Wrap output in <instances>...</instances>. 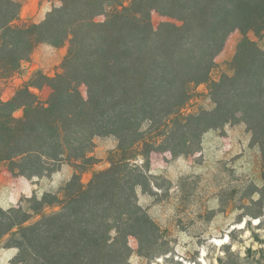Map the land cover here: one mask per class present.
Returning a JSON list of instances; mask_svg holds the SVG:
<instances>
[{
	"label": "trees",
	"instance_id": "16d2710c",
	"mask_svg": "<svg viewBox=\"0 0 264 264\" xmlns=\"http://www.w3.org/2000/svg\"><path fill=\"white\" fill-rule=\"evenodd\" d=\"M26 1L0 0V84L39 44H68V53L55 76L37 72L10 99L0 94V166L30 181L65 163L75 172L56 191L0 207V241L19 250L18 264H131V237L149 258L160 229L137 189H152L153 153H195L204 133L241 122L264 154V50L243 43L233 74L211 81L231 32H264V0H56L40 23L21 20ZM153 13L176 22L156 29ZM202 84L214 108L185 113ZM44 87L52 90L47 99L37 92ZM98 136L114 137L117 148L85 185ZM249 200L261 209L239 222L263 220L264 187ZM225 248L220 264H264V248L245 257Z\"/></svg>",
	"mask_w": 264,
	"mask_h": 264
},
{
	"label": "rangeland",
	"instance_id": "374dc122",
	"mask_svg": "<svg viewBox=\"0 0 264 264\" xmlns=\"http://www.w3.org/2000/svg\"><path fill=\"white\" fill-rule=\"evenodd\" d=\"M124 2L128 5L130 1ZM58 5L56 0H27L24 6L28 11L36 10L33 18L38 22L22 16L21 20L40 23ZM96 20L104 22L105 16L99 15ZM166 22L176 21L158 13L152 14L156 29ZM247 41L264 50V32L234 30L216 58L211 81L233 74L232 60L239 47ZM67 53L68 44L60 48L39 44L20 71L12 79L0 84L1 97L5 100L13 97L17 89L37 72L55 76L61 71ZM208 85L202 84L196 88L185 113L214 108ZM81 90L87 97V88L83 86ZM37 92L41 98L47 99L52 90L44 87ZM16 115L20 116L21 112ZM94 143L91 156L96 163L81 174L85 185L97 171L110 166V153L117 148V140L111 136H98ZM3 170L9 173L3 178L4 186L0 189V207L5 210L18 207L23 198L35 194L41 197L45 192L58 190L75 172L72 166L65 163L53 174L30 181L25 177H14L0 166V172ZM150 174L154 183L152 189L139 187L137 194L140 205L160 229V241L153 256L147 258L139 252L138 240L131 237V264H220V259L225 258V245L232 244V250L241 257H245L250 248H264V244L256 240V237L264 239V219L246 215L239 222L245 213L261 209L260 205H251L249 199L252 189L264 187V154L244 123L233 122L220 129L207 131L202 136L198 150L189 155L153 153ZM259 198L258 193L253 194L254 201ZM247 205L252 206L248 211ZM5 244L6 239L0 241V264H18L16 256L19 250L4 248Z\"/></svg>",
	"mask_w": 264,
	"mask_h": 264
},
{
	"label": "crops",
	"instance_id": "0c3cea01",
	"mask_svg": "<svg viewBox=\"0 0 264 264\" xmlns=\"http://www.w3.org/2000/svg\"><path fill=\"white\" fill-rule=\"evenodd\" d=\"M25 8V9H24ZM36 15V10L33 9L32 11H28V8L26 9V6L23 7V10H22V13H21V16L23 18H33L34 16ZM33 21H35V18H33ZM35 22H38V21H35ZM9 173L5 170L1 171L0 172V189L3 185V178L8 175Z\"/></svg>",
	"mask_w": 264,
	"mask_h": 264
}]
</instances>
